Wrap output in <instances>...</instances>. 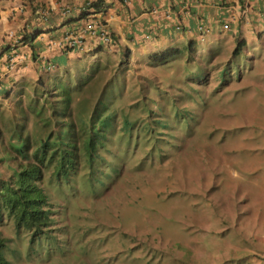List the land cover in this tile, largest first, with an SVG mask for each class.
I'll use <instances>...</instances> for the list:
<instances>
[{"label":"rangeland","instance_id":"1","mask_svg":"<svg viewBox=\"0 0 264 264\" xmlns=\"http://www.w3.org/2000/svg\"><path fill=\"white\" fill-rule=\"evenodd\" d=\"M247 17L236 53L227 34L166 62L136 52L115 64L103 50L52 76L87 141L75 169L43 172L52 231L32 238L3 218L9 264H264V20ZM33 91L34 112L0 109L2 144L27 127L55 140L66 128L52 127L59 102Z\"/></svg>","mask_w":264,"mask_h":264},{"label":"crops","instance_id":"2","mask_svg":"<svg viewBox=\"0 0 264 264\" xmlns=\"http://www.w3.org/2000/svg\"><path fill=\"white\" fill-rule=\"evenodd\" d=\"M89 1L0 0V44L9 31L18 39L23 30L36 32L29 43L6 45L0 52L1 111L12 112L17 101L25 103L34 89L50 83L52 76L68 69L75 58L92 59L105 50L102 60L110 63L116 64L119 58L123 60L119 63L138 62L136 52L151 62L150 54L164 46L192 44L193 48L199 42L208 47L225 40L227 34L232 39L245 36L253 30L249 14L258 17L255 21L264 20V1L103 0L100 11L87 9L90 11L82 14ZM93 20L104 23L109 41L84 33L79 47L67 49V37ZM223 23L229 30L223 29ZM200 26L206 31L199 30ZM8 55L15 60L12 69L5 67ZM105 80L102 75L101 84ZM30 85L35 86L29 91Z\"/></svg>","mask_w":264,"mask_h":264},{"label":"trees","instance_id":"3","mask_svg":"<svg viewBox=\"0 0 264 264\" xmlns=\"http://www.w3.org/2000/svg\"><path fill=\"white\" fill-rule=\"evenodd\" d=\"M103 6V0H90L87 2L86 9H83L82 14H87L90 11L87 9L100 11ZM21 34L20 39L13 44H4L3 48L6 45L10 47L12 45L17 46L21 41L22 43H29L30 39L36 35V32L23 30ZM244 43V39H239L236 42L233 53L241 50ZM180 53L181 48L171 46L164 50L153 52L150 54L149 59L154 63L166 62ZM43 85V92L46 93L48 100L52 104L55 101L59 102V107H54L50 111L52 112V118L55 120L52 127L54 126L56 131L60 129L58 122L62 120H64L66 126L61 133H58V139L55 140L52 137L54 129L38 134V129H28L27 127L28 130L26 132L19 130L17 133L10 134L6 144H2L4 133L0 128V174L8 173L5 177L0 175V222L6 215L12 218L17 232L30 230L32 238L53 229L51 226L54 223V218L50 201L41 185L44 170L50 167L53 176L56 170L54 169L55 164L61 162V165L63 164L62 168H67L65 160L71 163L73 169H75L82 150L81 146L85 145L87 141V135L84 141L80 139V137L85 135V128H80L81 131L76 127L73 118L66 119L72 112L69 90L63 89L60 91V86L54 85V83L53 85ZM59 94L60 98L55 99V96ZM39 95L40 92L33 91L26 103L22 100L17 101L12 112H19L16 110L18 107H20L22 113L34 112L31 105L38 99ZM95 108L92 110L91 118L96 113ZM54 112H58L57 117ZM18 125L21 129L22 127L25 128L26 123L24 125L19 123ZM62 134H64L66 139L61 137ZM67 159H70V161ZM6 242L7 237L0 233V264H9V260L4 253Z\"/></svg>","mask_w":264,"mask_h":264},{"label":"built area","instance_id":"4","mask_svg":"<svg viewBox=\"0 0 264 264\" xmlns=\"http://www.w3.org/2000/svg\"><path fill=\"white\" fill-rule=\"evenodd\" d=\"M84 33L93 34L96 37H98L100 40L109 41L110 39L105 29L104 23L103 22L96 23V21L93 20L85 23L79 30L73 31L67 37L68 39L64 42V45L71 48L79 47ZM7 36L13 38L14 34L12 31H9L7 33ZM9 60L11 62L8 64V68H12L14 65V61L12 60V58H9Z\"/></svg>","mask_w":264,"mask_h":264},{"label":"clouds","instance_id":"5","mask_svg":"<svg viewBox=\"0 0 264 264\" xmlns=\"http://www.w3.org/2000/svg\"><path fill=\"white\" fill-rule=\"evenodd\" d=\"M223 29L224 30H226V29H228L229 30V25L227 24V23H223ZM199 30H201V31H206V29L203 27V26H200L199 27ZM8 33V32H7ZM13 34H14V32H13ZM6 36H7V34H6ZM5 39H7V40H5ZM3 41H2V43L0 44V52H2L3 51V45L4 44H6V43H14V42H16L17 40H18V37H15V35L13 36V38H10V37H6ZM20 39V38H19ZM239 39H244L245 40V38H244V36H242V37H239V35L235 38V40H236V42L239 40ZM202 40V39H201ZM245 44V43H244ZM243 46L244 45H242V48H243ZM66 48L67 49H73V48H71V47H67L66 46ZM190 48H192V44H191V46H190ZM241 48V49H242ZM9 58H12V60L14 61V65H15V60H14V58H13V56H11V55H8L7 56V62H6V69H12V68H8V64L11 62L10 60H9ZM14 65H13V67H14ZM28 130V129H27ZM42 180H43V178H42ZM42 182V181H41ZM43 187V186H42ZM45 192V191H44ZM50 201V200H49ZM53 205H52V202L50 201V207H51V212H52V216H53V218H54V208L52 207ZM4 217H6V215H4ZM3 217V218H4ZM12 219V218H11ZM4 222V220H2L1 222H0V225L2 224ZM13 225H14V223H13ZM53 225H54V223H53ZM51 226L53 229H54V226ZM53 229H51V230H49V231H52ZM16 230V229H15ZM30 233H31V231L30 230H28ZM17 232V231H16ZM40 236V235H39ZM37 237V236H36ZM35 238V237H34Z\"/></svg>","mask_w":264,"mask_h":264}]
</instances>
